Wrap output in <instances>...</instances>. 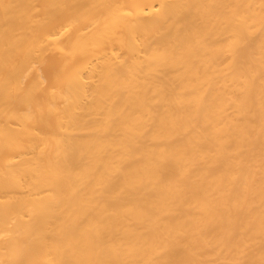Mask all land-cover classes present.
Returning <instances> with one entry per match:
<instances>
[{"label":"bare ground","instance_id":"obj_1","mask_svg":"<svg viewBox=\"0 0 264 264\" xmlns=\"http://www.w3.org/2000/svg\"><path fill=\"white\" fill-rule=\"evenodd\" d=\"M0 264H264V0H0Z\"/></svg>","mask_w":264,"mask_h":264}]
</instances>
